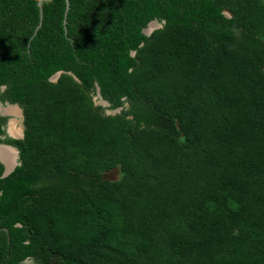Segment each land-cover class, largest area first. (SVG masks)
Returning a JSON list of instances; mask_svg holds the SVG:
<instances>
[{
  "label": "trees",
  "instance_id": "obj_1",
  "mask_svg": "<svg viewBox=\"0 0 264 264\" xmlns=\"http://www.w3.org/2000/svg\"><path fill=\"white\" fill-rule=\"evenodd\" d=\"M43 10L0 0V264H264V0Z\"/></svg>",
  "mask_w": 264,
  "mask_h": 264
},
{
  "label": "water",
  "instance_id": "obj_2",
  "mask_svg": "<svg viewBox=\"0 0 264 264\" xmlns=\"http://www.w3.org/2000/svg\"><path fill=\"white\" fill-rule=\"evenodd\" d=\"M66 1V12H65V19H64V24L66 25L67 24V17H68V13H69V10H70V0H65ZM43 2L44 0H38V7H39V16H40V22L35 30V33L33 35V37L31 39H33L35 37V35L38 33V31L42 28V25H43V19H44V10H43ZM230 14H228L229 16ZM155 22H150L149 23V27L146 28L143 32L146 34V35H151L155 30L157 29H154V26H153V29H149L151 24H155ZM159 29V28H158ZM63 74V72H58L56 73L52 78H51V81L53 82H56L59 77ZM104 101V100H102ZM104 103L108 104L106 101H104ZM108 114H111L110 112H108ZM10 132V131H9ZM11 137L13 138H16L18 139L20 136L18 135H12L11 133H9ZM1 147H7L13 151H15L16 154L19 155L20 151L18 148H16L15 146H11V145H7V144H0ZM0 162L4 165L5 167V172H4V175L3 177H7L9 176L16 168L17 165H13L11 168H8L7 166V163L2 160V158H0Z\"/></svg>",
  "mask_w": 264,
  "mask_h": 264
},
{
  "label": "rangeland",
  "instance_id": "obj_3",
  "mask_svg": "<svg viewBox=\"0 0 264 264\" xmlns=\"http://www.w3.org/2000/svg\"><path fill=\"white\" fill-rule=\"evenodd\" d=\"M153 26L154 24L152 25L151 28L149 29H153ZM94 101L96 102L97 105H104V106H107L108 104L104 103V101H102V99L99 97V96H95L94 98ZM3 110H5V114L7 117H9L8 119V132H9V128L11 129L12 128V124L14 125V127L16 128V125H17V128H16V133L18 134V130L20 127L19 126H23V123H22V111L19 107L17 106H12V105H6V106H3V105H0V112H4ZM6 110H8L11 114H7ZM110 112L111 114H114L116 113V111H108ZM19 136L21 137L22 136V133L20 134L19 133ZM18 157L19 155L16 154L15 155V161L17 159V162H18ZM121 173H120V170L119 169H115L113 170L112 172L108 173L106 175V179H109V180H117L119 177H120Z\"/></svg>",
  "mask_w": 264,
  "mask_h": 264
},
{
  "label": "bare ground",
  "instance_id": "obj_4",
  "mask_svg": "<svg viewBox=\"0 0 264 264\" xmlns=\"http://www.w3.org/2000/svg\"><path fill=\"white\" fill-rule=\"evenodd\" d=\"M153 24H151L150 28L152 27ZM12 128L9 129L10 133L12 135H19L16 133V128L14 127V125H11ZM15 151L7 148V147H1L0 146V158H2V160H4L7 163L8 168H11L14 164H16L15 161Z\"/></svg>",
  "mask_w": 264,
  "mask_h": 264
},
{
  "label": "flooded vegetation",
  "instance_id": "obj_5",
  "mask_svg": "<svg viewBox=\"0 0 264 264\" xmlns=\"http://www.w3.org/2000/svg\"><path fill=\"white\" fill-rule=\"evenodd\" d=\"M156 21V23L154 24V29H158V28H162L163 27V23L162 22H159V21H157V20H154V21H152V22H155ZM148 27H149V25H148ZM147 27V28H148ZM7 105H11V104H7ZM12 106H17V107H19L20 109H21V111H22V123H23V126L21 127V126H19L20 128L18 129V134L20 133H22V136L21 137H19L18 139H23L24 138V131H25V128H24V113H23V109L18 105V104H12ZM4 112L2 113L1 112V114H5V110H3ZM6 112H7V114L9 113V114H11L8 110H6ZM4 116H6V115H4ZM6 128H8V124H7V127ZM10 129V128H9ZM10 132H8V130H7V135H8V137H10V138H12V139H16V138H13V137H11L10 136V134H9Z\"/></svg>",
  "mask_w": 264,
  "mask_h": 264
},
{
  "label": "clouds",
  "instance_id": "obj_6",
  "mask_svg": "<svg viewBox=\"0 0 264 264\" xmlns=\"http://www.w3.org/2000/svg\"><path fill=\"white\" fill-rule=\"evenodd\" d=\"M1 105V104H0ZM24 128H25V126H24ZM17 148V147H16ZM20 151V150H19ZM15 165H17V166H19L20 165V153H19V157H18V162H17V159H16V164ZM16 166V167H17ZM16 169V168H15ZM5 172V171H4ZM14 172V171H13Z\"/></svg>",
  "mask_w": 264,
  "mask_h": 264
},
{
  "label": "crops",
  "instance_id": "obj_7",
  "mask_svg": "<svg viewBox=\"0 0 264 264\" xmlns=\"http://www.w3.org/2000/svg\"><path fill=\"white\" fill-rule=\"evenodd\" d=\"M16 128H17V125H16ZM18 130V129H17Z\"/></svg>",
  "mask_w": 264,
  "mask_h": 264
}]
</instances>
